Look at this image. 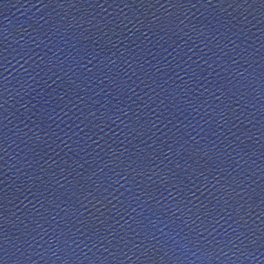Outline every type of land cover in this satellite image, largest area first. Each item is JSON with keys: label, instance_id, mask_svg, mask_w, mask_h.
<instances>
[{"label": "water", "instance_id": "water-1", "mask_svg": "<svg viewBox=\"0 0 264 264\" xmlns=\"http://www.w3.org/2000/svg\"><path fill=\"white\" fill-rule=\"evenodd\" d=\"M0 264H264V0H0Z\"/></svg>", "mask_w": 264, "mask_h": 264}]
</instances>
